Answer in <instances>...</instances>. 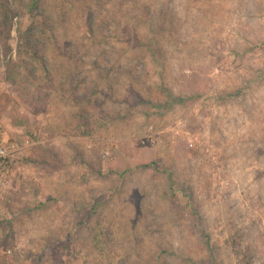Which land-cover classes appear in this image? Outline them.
<instances>
[{
  "label": "rangeland",
  "instance_id": "rangeland-1",
  "mask_svg": "<svg viewBox=\"0 0 264 264\" xmlns=\"http://www.w3.org/2000/svg\"><path fill=\"white\" fill-rule=\"evenodd\" d=\"M33 1L0 127L46 142L0 165V261L264 264V0Z\"/></svg>",
  "mask_w": 264,
  "mask_h": 264
},
{
  "label": "built area",
  "instance_id": "built-area-1",
  "mask_svg": "<svg viewBox=\"0 0 264 264\" xmlns=\"http://www.w3.org/2000/svg\"><path fill=\"white\" fill-rule=\"evenodd\" d=\"M152 129V128H151ZM179 134V131H176ZM46 140L41 137L40 132L33 131L29 136L17 139L10 137L2 127H0V165L18 159L22 154L32 150L36 145L45 143ZM108 149L105 150V156H109ZM7 171H0V188L7 182ZM18 248V247H17ZM5 254H11V250H6Z\"/></svg>",
  "mask_w": 264,
  "mask_h": 264
},
{
  "label": "trees",
  "instance_id": "trees-1",
  "mask_svg": "<svg viewBox=\"0 0 264 264\" xmlns=\"http://www.w3.org/2000/svg\"><path fill=\"white\" fill-rule=\"evenodd\" d=\"M0 20L2 21L3 27H8V7H7V0H0ZM39 0H34L33 2H31L30 4V8L31 11H33L36 7H38V2ZM83 134H89V130H83L82 131ZM0 264H8L7 262H5L4 260L0 261Z\"/></svg>",
  "mask_w": 264,
  "mask_h": 264
}]
</instances>
